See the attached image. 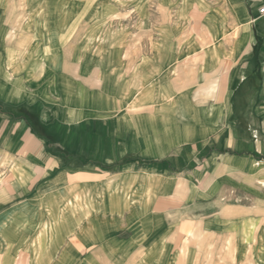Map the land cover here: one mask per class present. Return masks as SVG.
<instances>
[{"label": "crops", "instance_id": "0c3cea01", "mask_svg": "<svg viewBox=\"0 0 264 264\" xmlns=\"http://www.w3.org/2000/svg\"><path fill=\"white\" fill-rule=\"evenodd\" d=\"M262 1L0 0V264H264Z\"/></svg>", "mask_w": 264, "mask_h": 264}, {"label": "rangeland", "instance_id": "374dc122", "mask_svg": "<svg viewBox=\"0 0 264 264\" xmlns=\"http://www.w3.org/2000/svg\"><path fill=\"white\" fill-rule=\"evenodd\" d=\"M49 1H60V2H77L82 4L84 13L88 9L92 8H98L104 11V9L108 8L110 4L113 3H119V4H128L135 2L137 0H49ZM150 2H154L155 0H148ZM164 2H169L170 0H163ZM174 1V0H173ZM179 3H188L189 0H177ZM258 29H261V26H258ZM202 32V28L200 26H195V27H189L187 31H185L184 34H190V35H197ZM263 45V44H260Z\"/></svg>", "mask_w": 264, "mask_h": 264}, {"label": "built area", "instance_id": "2783aa9c", "mask_svg": "<svg viewBox=\"0 0 264 264\" xmlns=\"http://www.w3.org/2000/svg\"><path fill=\"white\" fill-rule=\"evenodd\" d=\"M258 13H259V15L264 17V0L262 1V4L260 5V7L258 9Z\"/></svg>", "mask_w": 264, "mask_h": 264}]
</instances>
